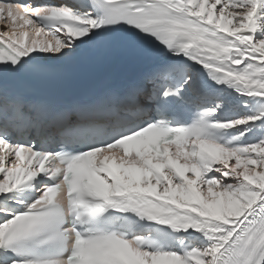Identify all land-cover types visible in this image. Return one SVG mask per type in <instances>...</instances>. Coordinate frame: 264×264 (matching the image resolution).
Segmentation results:
<instances>
[{"label": "snow or ice", "instance_id": "6c2138e0", "mask_svg": "<svg viewBox=\"0 0 264 264\" xmlns=\"http://www.w3.org/2000/svg\"><path fill=\"white\" fill-rule=\"evenodd\" d=\"M107 47L146 103L10 90ZM0 264H264V0H0Z\"/></svg>", "mask_w": 264, "mask_h": 264}]
</instances>
